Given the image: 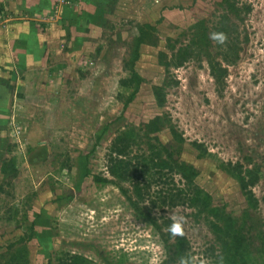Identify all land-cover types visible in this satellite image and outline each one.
Listing matches in <instances>:
<instances>
[{
	"label": "rangeland",
	"instance_id": "rangeland-1",
	"mask_svg": "<svg viewBox=\"0 0 264 264\" xmlns=\"http://www.w3.org/2000/svg\"><path fill=\"white\" fill-rule=\"evenodd\" d=\"M232 1L238 17L227 16L235 31L223 44L209 36L226 16L222 0H59L54 15L24 12L36 34L10 31L0 49V264H233L214 228L229 222V236L245 239L237 264H264V0ZM46 25L62 29L54 41ZM30 37L18 59L32 63H15L9 43L15 51ZM194 38L183 66L162 65ZM210 61L226 70L219 85ZM156 118L159 131L146 133ZM131 131L130 157L167 148L196 170L208 209L151 166L135 174L140 201L111 177L109 149ZM235 166L257 178L249 194ZM176 194L186 202L160 204ZM173 215L183 235L168 231Z\"/></svg>",
	"mask_w": 264,
	"mask_h": 264
},
{
	"label": "trees",
	"instance_id": "trees-1",
	"mask_svg": "<svg viewBox=\"0 0 264 264\" xmlns=\"http://www.w3.org/2000/svg\"><path fill=\"white\" fill-rule=\"evenodd\" d=\"M222 2L227 9L225 11L226 16H222L219 18L217 25L213 29H211L209 36L211 33L217 32L223 33L227 39L229 35L233 34L235 31L234 26L228 25L229 20L227 16L229 14H232L235 17H238V9L236 8V4L232 0H222ZM196 29H198L197 26L193 30ZM203 34V38L205 39V31ZM197 43L198 38H194L192 41L188 42L187 45H184L179 50H177L175 54L171 56L170 60L168 62H163L164 64L162 65L166 68H179L183 66L184 63H186L187 60L190 58L192 54V49H194L193 47L196 46ZM163 57L164 55L161 54V63L164 60ZM208 66L211 76L215 79V83L219 85L220 81L226 74V70L222 69L219 63L213 61H210L208 63ZM160 94V88L154 87L153 95L158 105L162 104V98L160 97ZM159 129L160 127L158 118L151 121V123L149 122L145 126V131L148 134L157 133ZM135 141L136 139L134 137V132L132 131L120 134L118 137L115 138L114 142L112 143L109 149V154L107 155V167L111 177L115 178L118 182H122L123 184L129 183L132 187V192L134 193L135 197L140 201L143 199L144 189L136 181L137 178H135V174L140 171V174L144 175L143 172H145V170H147L149 166H151V169L156 170L158 174L162 172H167L170 176L177 175L180 180L184 182V185L186 187L191 188V190H189L190 196H187V202L189 204L200 207L203 210L208 209L210 197L202 194L196 187L193 186V180L197 175V172L193 167L177 163L176 161L172 160L171 153L165 147H163V150L161 151H157L152 147L149 148L148 156L130 157L129 151L131 145L134 144ZM164 154L165 157L163 156ZM233 168L235 170V172H233V175L237 180L240 189L243 192L249 194V190L252 186L256 184L257 178L252 177L250 171L242 172L240 166H235ZM121 191H123L122 188ZM176 195L177 196H163V198L159 199L160 204H163V206L168 205L169 207L174 208L178 204H183L186 202V199H182L178 194ZM129 202L135 207V203L130 198ZM151 204L154 203L152 202ZM136 210L149 223L156 226L155 220L150 218L148 214H143L139 208H136ZM208 211L209 214L212 215L215 219L221 220L219 214L215 210L210 209ZM229 225L230 222L228 224L226 223V227L223 230L219 229L217 226H214V228L220 233L221 239L225 238L221 241L224 253L227 256L231 257V262L233 264H237L242 260L241 252L244 249L243 246H245V239L242 235H240V232L229 236Z\"/></svg>",
	"mask_w": 264,
	"mask_h": 264
},
{
	"label": "crops",
	"instance_id": "crops-1",
	"mask_svg": "<svg viewBox=\"0 0 264 264\" xmlns=\"http://www.w3.org/2000/svg\"><path fill=\"white\" fill-rule=\"evenodd\" d=\"M59 0H0V49H3L4 39L9 37V32L14 31V34L16 37L22 39L25 36H31V34H27L28 32L33 33V35L36 34V27H39L37 24L34 23H27L23 22V14L24 12H30V15H37V16H47V15H54V10L56 8V5ZM62 10L63 17L69 18L72 17L70 7H60V11ZM17 16L19 15V18H14L11 16ZM28 15V14H27ZM26 15V16H27ZM59 17V16H58ZM21 22V23H20ZM46 23H50V21H47ZM68 22H65L66 25ZM46 39H49V41H54V38L58 37V34L62 32V29L59 25H54L49 28V26L46 25ZM26 30V33L24 31ZM8 32V34H7ZM54 37V38H53ZM27 41L24 40V42L21 44L16 42H13L14 49L11 48V44L9 43V48L12 53V57L16 58L15 63H21L22 65H26L29 63H32L30 56L25 57V60L21 62L18 59V55L22 51L23 44L31 45L32 41H30L31 37L28 38ZM53 39V40H52ZM30 43V44H29ZM2 52V51H1ZM5 63H8L10 61L4 60Z\"/></svg>",
	"mask_w": 264,
	"mask_h": 264
},
{
	"label": "clouds",
	"instance_id": "clouds-1",
	"mask_svg": "<svg viewBox=\"0 0 264 264\" xmlns=\"http://www.w3.org/2000/svg\"><path fill=\"white\" fill-rule=\"evenodd\" d=\"M210 38L215 41L218 42L220 44H223L226 36L223 33H217V32H213L210 34ZM172 223L169 225L168 227V231L173 235V236H179V235H183V217H177L175 215H173L171 217ZM195 259V258H193ZM181 264H187L186 261L181 260Z\"/></svg>",
	"mask_w": 264,
	"mask_h": 264
}]
</instances>
